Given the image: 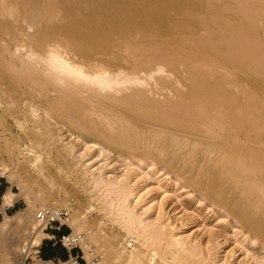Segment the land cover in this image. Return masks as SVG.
Here are the masks:
<instances>
[{
	"label": "bare ground",
	"instance_id": "obj_1",
	"mask_svg": "<svg viewBox=\"0 0 264 264\" xmlns=\"http://www.w3.org/2000/svg\"><path fill=\"white\" fill-rule=\"evenodd\" d=\"M199 3L0 0V152L16 172L36 182L41 177L52 182V166L61 174L64 165L83 158L72 141L80 138L90 150L113 151L127 164L165 168L218 210H227L247 238L264 249V150L254 152L264 144V106L237 86L212 81L218 69L214 60H192L188 55L178 60L179 51L186 54L189 49L185 44L178 49L175 37L185 30ZM65 121L71 128L68 135L62 130ZM216 133L221 136L215 138ZM193 171L197 173L191 177ZM87 173L98 174L97 185L118 188L125 201L134 198L135 207L144 203L147 187L135 191L128 170L121 176L103 168L97 174L88 168ZM147 175L137 178L145 181ZM16 198L8 191L3 207ZM36 199L41 208L47 207L43 198ZM148 204L142 208L146 214L153 209ZM124 210L129 234L151 247L146 233L160 226L162 213L145 222L129 205ZM36 222L31 210L5 215L0 264H25L41 244L38 238L44 231ZM71 228L74 235L81 232L73 224ZM24 238H29L28 244ZM88 238L90 244L98 242L96 235L86 233L82 245L87 254ZM186 240L179 237L170 243L174 253L170 250L169 258H163L158 247L147 254L117 248L115 259L120 264H190L191 258L183 256ZM90 264L114 263L106 257Z\"/></svg>",
	"mask_w": 264,
	"mask_h": 264
},
{
	"label": "rangeland",
	"instance_id": "obj_2",
	"mask_svg": "<svg viewBox=\"0 0 264 264\" xmlns=\"http://www.w3.org/2000/svg\"><path fill=\"white\" fill-rule=\"evenodd\" d=\"M199 4L200 8H197L193 15L188 16L185 30L175 37L178 49L181 44L187 45L189 49L186 54L179 51L178 56L180 57L178 59L176 56L177 59L181 60L188 55L192 60L207 58L211 63L214 60L218 69L221 70L222 67L226 69L221 70L222 74L217 69V73L211 77L212 81L218 79L223 86L231 84L237 86L242 89L241 91L244 90V92L253 95L255 101L264 106V0H200ZM248 38L249 40H247ZM244 40L246 42H243V45L240 41ZM250 42L251 44H249ZM245 45L251 50L248 52L251 54L246 53L249 49L247 47L245 49ZM251 47L253 48L251 49ZM180 69L184 73L185 68L181 67ZM224 70L226 71L224 72ZM222 103L224 105L226 102ZM97 119L98 117L95 119L96 124L100 120ZM65 125L67 126L62 128L63 134L68 135L67 130L71 128L68 127L69 124L66 121ZM19 134V129L16 128L14 136L18 137ZM261 134H264V130L260 132ZM83 136L87 138V135ZM213 136L219 138L221 134L216 133ZM71 140L69 138L65 143ZM72 141L73 145L81 150L83 158L72 161L68 166L64 165L62 175L58 173L56 167L52 166L54 175L52 182L43 177L36 182L29 174L16 172L10 166L8 157L0 152V195L10 191L17 197L13 203V205L16 203V208H11L8 215L14 216L22 210H31L32 220H35V213L42 209L36 198H43L47 207L70 210L72 214L70 229L68 228L70 231H73L71 228L73 224L80 228L81 232L78 234L91 232V235L98 237L96 244H90L89 238L87 239L88 254L84 245H82V250H79L84 257L83 264L98 263L106 257L109 262L120 264L115 259L117 248L125 249L127 252L137 249V251H141L140 253L146 252L145 254H147L148 250L159 247L157 249L159 254L166 255L163 258H169L174 253V249L171 250L168 246L179 237L187 238L185 246L187 253L180 252L178 254L180 257L191 258L190 264H255L254 262L264 264L263 247L257 243L254 245L247 238L240 225L229 217L227 210H218L212 202L206 200L202 194L194 193L189 184L185 185L182 180H177L167 169H158L147 165L141 167L136 161L130 165L124 158H118L113 151L106 150L104 154H101L98 148L90 150V145L85 146L82 138ZM257 148L255 153H258L260 149L264 150V144L258 145ZM88 168L95 174H97V169L103 168L108 174L115 176H121L128 170L131 186L135 191L147 187L146 191L142 193L144 203L135 207L134 198L125 201L119 195L118 188L95 184L98 174L96 177L88 175ZM143 173L150 175L145 181L139 179ZM196 173L193 171L190 176L192 177ZM137 176L140 177L137 178ZM1 203L2 199L0 205ZM148 203H152L153 209L146 214L142 208L149 205ZM127 205L137 215L142 216L145 222L154 221L157 214L162 213L163 218L159 223L160 226L157 229L151 228L146 233L147 239L150 240L149 243H153L151 247H144L140 243H144V239L138 241L136 235L134 237L129 234L128 219L124 214ZM3 221L4 214L0 217V224ZM162 226L163 230H161ZM151 233H154L152 237ZM46 234L48 232H42L38 242L42 243V240L47 238ZM23 241L28 244L29 238H24ZM159 241L161 243H158ZM34 250H36V246L31 251L27 264L34 256ZM182 254L184 255L182 256ZM162 263L165 264L162 260L156 262V264Z\"/></svg>",
	"mask_w": 264,
	"mask_h": 264
},
{
	"label": "built area",
	"instance_id": "obj_3",
	"mask_svg": "<svg viewBox=\"0 0 264 264\" xmlns=\"http://www.w3.org/2000/svg\"><path fill=\"white\" fill-rule=\"evenodd\" d=\"M36 221L44 232H55L60 234L58 239L55 236L50 237L55 240L65 250L71 252L73 250H82V243L86 239L85 233L73 234L72 230L67 234H63L64 228L70 229L72 221L71 211L60 207H46L37 211ZM30 255L26 258L25 264L29 260ZM77 264V262H76Z\"/></svg>",
	"mask_w": 264,
	"mask_h": 264
},
{
	"label": "crops",
	"instance_id": "obj_4",
	"mask_svg": "<svg viewBox=\"0 0 264 264\" xmlns=\"http://www.w3.org/2000/svg\"><path fill=\"white\" fill-rule=\"evenodd\" d=\"M1 191V184H0ZM6 191L3 195H0V200L2 199V203L0 205V217L8 215V212L11 208H16V203L12 206L3 207V198ZM2 194V193H1ZM10 216V215H8ZM69 231L64 230L62 233L67 234ZM60 234L55 232H49L46 234L47 238L42 240V243L36 247V250L33 252V257L31 258L28 264H83L84 257L81 255L79 250H73L68 252L65 250L59 243L55 240H51L50 237L55 236L58 239Z\"/></svg>",
	"mask_w": 264,
	"mask_h": 264
},
{
	"label": "trees",
	"instance_id": "obj_5",
	"mask_svg": "<svg viewBox=\"0 0 264 264\" xmlns=\"http://www.w3.org/2000/svg\"><path fill=\"white\" fill-rule=\"evenodd\" d=\"M64 230H67V231H69V232H70V230H69L68 228H64ZM64 230H63V231H64ZM63 231H62V232H63Z\"/></svg>",
	"mask_w": 264,
	"mask_h": 264
}]
</instances>
